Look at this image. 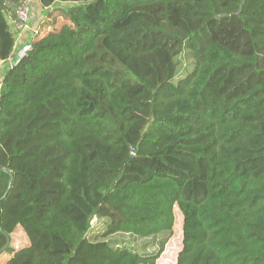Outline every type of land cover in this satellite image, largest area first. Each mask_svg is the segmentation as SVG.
I'll list each match as a JSON object with an SVG mask.
<instances>
[{"label":"trees","instance_id":"obj_1","mask_svg":"<svg viewBox=\"0 0 264 264\" xmlns=\"http://www.w3.org/2000/svg\"><path fill=\"white\" fill-rule=\"evenodd\" d=\"M17 1L0 0L7 264H154L106 238L162 248L175 207L176 264H264V0H39L66 22L10 68Z\"/></svg>","mask_w":264,"mask_h":264},{"label":"rangeland","instance_id":"obj_2","mask_svg":"<svg viewBox=\"0 0 264 264\" xmlns=\"http://www.w3.org/2000/svg\"><path fill=\"white\" fill-rule=\"evenodd\" d=\"M46 14L47 12L41 7L39 0H33L29 7L30 27L31 28L41 27V30L46 32L52 29L57 30L64 22H66L63 15H61L59 18H56L54 16L46 17ZM31 16H34L32 21H31ZM45 26H48L49 28H46ZM15 35H16L15 45L16 44L18 45L13 51V57L11 58L12 61L15 60L14 54L16 49L21 45L27 43L29 40L28 38L29 33H22L20 37H18L17 33H15ZM23 37L27 39L24 43L20 42V40H22ZM179 58H180L179 59L180 67H179L178 77H181L185 73L191 70V64L190 61L187 60L183 55H181ZM102 221L93 220L91 225L92 228L88 233L89 240H99L102 238L101 235L104 230L103 226H105V223L103 224ZM182 223H183L182 216L178 211L177 207H175L172 231L170 236L167 237L165 243L162 245V248L160 242L162 239L161 237L139 238L131 234H115L106 238V240H110L111 242H116L117 245H119L120 247L124 246L130 250L138 252L140 255L154 254L160 250L159 256L154 264H176L177 256L179 252L182 250V240H183ZM10 245L14 251L22 248L23 246L28 245V240L20 227H17L15 232L12 234Z\"/></svg>","mask_w":264,"mask_h":264},{"label":"built area","instance_id":"obj_3","mask_svg":"<svg viewBox=\"0 0 264 264\" xmlns=\"http://www.w3.org/2000/svg\"><path fill=\"white\" fill-rule=\"evenodd\" d=\"M33 0H18L16 3L7 2L5 5L11 9L13 15H8L7 20L10 28L17 33L18 37L22 33H29L28 42L18 47L15 51V60L12 59L8 62L9 67L12 68L17 65L21 59L27 56L32 50L33 44L40 39L45 32L41 27L31 28L29 23V7ZM16 48V46H15ZM14 48V50H15Z\"/></svg>","mask_w":264,"mask_h":264},{"label":"crops","instance_id":"obj_4","mask_svg":"<svg viewBox=\"0 0 264 264\" xmlns=\"http://www.w3.org/2000/svg\"><path fill=\"white\" fill-rule=\"evenodd\" d=\"M34 16H31V21L33 20ZM27 39H25L24 37L22 38V40H20V42L24 43ZM18 44H16L15 46H17ZM11 255L4 253L0 255V264H7L8 260L11 258Z\"/></svg>","mask_w":264,"mask_h":264}]
</instances>
